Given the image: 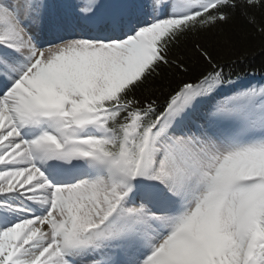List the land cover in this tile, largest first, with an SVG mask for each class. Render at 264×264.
<instances>
[{"label":"rangeland","instance_id":"obj_1","mask_svg":"<svg viewBox=\"0 0 264 264\" xmlns=\"http://www.w3.org/2000/svg\"><path fill=\"white\" fill-rule=\"evenodd\" d=\"M69 1L70 5L76 6L74 10L83 13L84 19H87L86 15L92 14L100 20L108 8L102 6V0H98L100 4L92 7L89 0ZM137 1L139 2L130 1L132 4L127 8L126 14L132 15V18L129 17L131 24L139 22L140 25L135 27L134 24L135 28L130 30L131 33L121 38L102 42L96 39L100 37L99 34L88 38L84 32H80L81 23L78 25L73 22L70 27L61 28L60 25H65L66 21H60L58 0H0V11L9 14L22 32V28L30 32L31 26L32 32L29 35L23 32V37L33 39L34 48L37 49L35 57L19 61L15 56H10L11 53L7 50L12 45H8V41L3 39L4 35L0 37V82L3 85L0 90V117L3 118L2 111L5 110L12 123L11 128L7 127L0 135L6 137L5 134L13 132L16 135L12 144L5 145L4 149L0 148V264L12 263V255L19 247L15 242L16 235L23 230L21 237H29V230L25 227L33 219L40 218L45 219L49 226L52 223L60 226L56 230L59 234L54 233L59 243L57 250H62L64 244L68 247L70 245V254L74 255L70 261L72 264L78 262L77 255L80 254L77 250L81 248L72 247L71 243L78 242L83 236H86V248L89 251L79 258L90 261L97 257L96 264H123L125 262L122 263L121 260L127 263L134 252L142 250L143 246L145 249V245L138 240L145 234L148 247L140 260L149 259L152 264H198L202 256L201 250H192L191 244L184 239L186 235L202 245L204 236L212 238L214 249L209 247L210 252L203 251L204 261L209 259L214 264H244L250 260L254 248L250 239L241 238L242 214L245 202L254 192L250 189L222 198L218 195V188L225 186L227 191V184L233 179L264 176V118L239 110L238 93L234 87L207 97L197 87L189 90L195 99L193 104L185 107L179 105L177 111L170 114V121H162L158 134H153L148 142L141 169V174L146 179V183L143 182L144 189L151 191L157 188L162 192L163 201L171 200L174 207L170 213L156 215L149 213L148 207L140 201L134 203L127 199L121 200L123 190L111 185L110 178L108 181L100 174L93 181L83 179L60 185L64 187L52 184L53 178L48 166L54 168V163L49 160L50 155L59 158L55 164L63 162L59 170L64 175L75 166L79 168L86 164V167H99L97 162L91 163L87 159L93 156L91 152L97 148V144L106 139L101 135L87 136L83 146L77 145V148L75 146V149L67 151L65 147L71 144V140L67 139V143L62 128L51 118L45 124V131L54 135L57 144H38L35 128H30V125L42 120L46 116L43 113H48L40 112L39 101L49 100L54 103L65 100L66 104L61 109L71 106L77 108L81 98L89 94L95 95L92 89L115 87L128 76V70L140 57L139 52H145L141 39L152 43L158 36L159 24L173 22L178 17L173 14L179 10L188 12L203 4V0H177L175 5L173 0H142V4L150 9L145 11L146 8ZM78 13L72 14L77 21ZM121 16L114 13L107 21L113 24V20ZM158 16L161 18L157 19ZM36 30L40 32L35 34ZM0 33L2 35L1 29ZM11 84H16L17 87L9 91ZM226 96L229 99L225 101ZM67 111L68 108L65 113L70 114ZM76 112L81 110L77 109ZM187 124H191L194 136L180 138L179 129ZM25 127L30 128V132L22 135L21 129ZM16 147L21 148L25 158L30 159L28 162L12 165ZM30 171L42 175L47 183L45 185L52 186L53 189L55 187L59 199L53 208L48 206L47 211L44 209L45 212L39 210L42 214L40 216L37 215L38 210H35V216L23 213L32 208V202H39L36 195H18L19 192L15 195L8 194V189L12 188L16 179V176L8 179V175L16 173L20 176L18 181L23 182ZM148 176L155 179L158 186ZM35 183L34 185L38 184ZM41 185L37 187L40 188ZM53 189L51 192L48 190L50 197H53ZM33 190L36 192V188ZM179 194L183 195L181 202ZM14 200H19L20 204L17 205ZM33 206L36 207V204ZM115 210L116 213L113 212ZM109 215H114L115 218L112 222L105 223V218ZM156 221L161 227L153 225ZM97 226H103V229L97 231ZM161 228L163 231L158 232ZM175 230H180L178 236L172 234ZM85 231H88V235L83 234ZM45 245L47 247L49 244ZM114 250L120 256L118 261ZM23 255L21 261L35 257L30 252Z\"/></svg>","mask_w":264,"mask_h":264},{"label":"trees","instance_id":"obj_2","mask_svg":"<svg viewBox=\"0 0 264 264\" xmlns=\"http://www.w3.org/2000/svg\"><path fill=\"white\" fill-rule=\"evenodd\" d=\"M157 35L155 56L139 57L113 90H96L90 104H83L81 121L112 132L113 145L102 144L104 152L137 150L191 87L264 79V0H222L158 27ZM250 211V230L261 241L255 263L264 264V198L255 200Z\"/></svg>","mask_w":264,"mask_h":264},{"label":"bare ground","instance_id":"obj_3","mask_svg":"<svg viewBox=\"0 0 264 264\" xmlns=\"http://www.w3.org/2000/svg\"><path fill=\"white\" fill-rule=\"evenodd\" d=\"M152 1H155V0H152ZM69 3L71 4V1H69V0H58V7H59L58 13L60 14V21L62 23L64 22V20L66 21V22H64L65 25L64 24L60 25L61 28L70 27L73 22L78 23V25H79L80 22H82L85 26H91L92 27V31L94 33H95V31H99L97 34H99L101 36V38L106 40V41L107 40L109 41L114 36L119 35V33L126 34L127 29L129 27V25L127 23H126L127 26L119 25L118 27L115 26V28H114L111 25V23H108L107 20H104V21L101 22V19L98 20V18L95 15H92V14L86 15L87 19H84L83 18L84 16L82 15L83 13L80 12L79 10H74V8L76 6L74 7V5H70ZM138 3H140V5L142 7L146 8L145 5L142 4L143 3L142 0H139ZM68 8L70 9L69 11L67 10ZM71 9H73V10H71ZM148 10H150V9L146 8L145 11H148ZM64 11H65V13H64ZM67 13H69V14H67ZM73 13H75L74 15H76L77 13L79 14L80 21H79V18H78V21L75 19V16L72 15ZM80 15H82V16H80ZM98 24L100 26L97 27ZM104 25H106V26H104ZM0 27H3V28H0L1 32H2V35L0 33V37L4 35L3 39H5V41L6 40L8 41L7 42L8 45L9 44L12 45V46L10 45L11 47H8V46H7L8 48L6 47L7 50H9V52L11 53L10 56H15V58H18L19 61H22V60H25V59H29V57H35V53H36L37 49L35 50V48H34L35 47L34 40L33 41L30 40V39L28 40L25 37H23V32H25L26 35H29L32 32V30L30 29L31 26H29L30 32L28 31V29L25 30L24 28H22L24 30L22 32L20 27L17 25V23L13 22V20L10 18L9 14H6V12H1L0 11ZM136 27H137V25H136ZM133 28H135V27H133ZM79 29L83 30L84 34L87 37H91V36L94 35L92 32H90V30H88L89 28H84L83 29L81 26H79ZM109 31H117V32L111 33V35H108ZM39 32H40L39 30H36L35 34H38ZM143 55L144 54H141L139 56L141 57ZM25 63H26V61H25ZM31 63H33V62H31ZM3 84H4V82H3ZM11 85H9V87ZM2 86L3 85H1V83H0V90L3 89ZM2 115H3V118L0 117V133H2L7 127L11 128V126H12V123L8 120V117L5 114V110L2 111ZM5 135H6V137H2V135H0L1 136L0 148H3V149H4L5 145H9L10 143L12 144V142H14L12 140L16 139L15 132L9 133V134H5ZM196 135H198V134H196ZM3 141H6V142L3 144ZM14 150H16V153H15L16 155L12 156V158H13L12 165H16L17 166V165L26 163V162H28L30 160L29 158H25V154L21 150V148L19 149V147L18 148L16 147V149H14ZM5 165H7V164H5ZM10 167H13V166H10ZM18 167H20V166H18ZM78 170L82 171V169H78ZM74 171H76V170H73L71 172H74ZM36 173H34L33 171L32 172L30 171V174H26L25 175V179L23 180V182L18 181V178L20 176L16 175V173L8 175V179L16 176V179H15L14 183L12 184L13 186L11 185L12 188L8 189V194L15 195L17 192H19L18 195L32 194V195H36V200H39V202H32L30 204L33 209L30 208L29 211L25 210L23 212L25 215L32 214L33 216H35L34 215L35 210H38L37 215L41 214L40 211H42V212L45 211L44 209H46V206L49 205L48 202H50L49 200L51 199V197L47 193H48V190L51 192V190L53 189L52 186L49 187V186L45 185L47 183L45 182L44 177L42 175H40L38 173L36 174ZM35 182H38V184H37L38 186L40 184H42L41 187L38 188L37 185H34ZM35 188H36V192L33 190ZM22 191H24V192H22ZM20 192H22V194ZM157 194H158V192H157ZM178 197L180 198V201L179 200H177V201L181 202L182 199H183V195L179 194ZM13 202H17V205L20 204L19 200L18 201L14 200ZM163 203L164 204L162 206H168L169 208L173 207V204H172L171 200L163 201ZM33 204L34 205L36 204L37 208L35 206H33ZM31 210H33V211H31ZM149 217H151V215ZM30 218H31V216H30ZM28 220H29V218H28ZM48 224L45 222V219H42V218H40V220L33 219L25 227V228H28V230H29L28 233H27L29 235V237H27V238H22L21 237L23 230L22 231L20 230V232L15 237L16 238L15 242L19 245V247L14 251V253L12 255L13 259H11V261H10V263L12 262L11 264H21V263H23V264H67L66 263V258H64V256H63L64 250L63 249L59 250V251L57 250V246L59 245L58 240H57V238H55L54 230L52 231V228L50 227L51 225L49 226ZM153 225L155 227H161L159 225L158 221L154 222ZM161 231H163V228L158 229V232H161ZM30 232H31V234H29ZM23 233L26 234L25 231ZM58 234H59V232H58ZM145 235L142 236L141 241H143V238H146ZM35 241H36V243H35ZM143 243H144V241H143ZM45 244H49V245L47 247H44ZM118 247L119 246H117V248ZM147 247H148V245H147ZM63 248H64V246H63ZM100 250H102V249H100ZM135 250H137V249H135ZM33 251H35L36 253H32ZM27 252H30L32 255L34 254L33 256H35V257L31 258L29 260L21 261V259L24 257L23 254H25ZM78 253L82 254L83 251H78ZM115 253H116V259L118 261V258L120 256H119V254L117 253L116 250H114V256H115ZM144 253H145L144 250L139 251V252H134L133 255H132V260L133 261L138 260V262H139L140 258L144 255ZM104 254H106V253H104ZM108 255H110V254H108ZM15 256H17V257L15 258ZM32 259H34V260L31 261ZM77 264H89V263H86L84 261V259H82V261H81V259H79V263H77Z\"/></svg>","mask_w":264,"mask_h":264}]
</instances>
